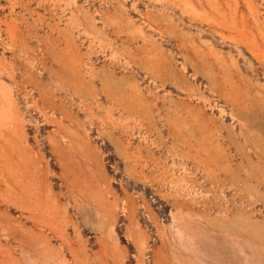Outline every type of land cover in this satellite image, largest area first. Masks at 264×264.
<instances>
[{
	"label": "rangeland",
	"instance_id": "obj_1",
	"mask_svg": "<svg viewBox=\"0 0 264 264\" xmlns=\"http://www.w3.org/2000/svg\"><path fill=\"white\" fill-rule=\"evenodd\" d=\"M0 264H264V0H0Z\"/></svg>",
	"mask_w": 264,
	"mask_h": 264
},
{
	"label": "bare ground",
	"instance_id": "obj_2",
	"mask_svg": "<svg viewBox=\"0 0 264 264\" xmlns=\"http://www.w3.org/2000/svg\"><path fill=\"white\" fill-rule=\"evenodd\" d=\"M191 2V1H190ZM237 3V2H236ZM239 3V2H238ZM260 13V12H259ZM259 13H257V14H259ZM259 16V15H258ZM261 24V23H260ZM262 25V24H261ZM243 45V44H242Z\"/></svg>",
	"mask_w": 264,
	"mask_h": 264
}]
</instances>
